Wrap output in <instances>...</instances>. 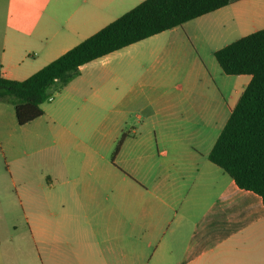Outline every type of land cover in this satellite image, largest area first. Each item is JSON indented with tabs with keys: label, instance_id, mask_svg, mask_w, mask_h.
I'll return each mask as SVG.
<instances>
[{
	"label": "crops",
	"instance_id": "0c3cea01",
	"mask_svg": "<svg viewBox=\"0 0 264 264\" xmlns=\"http://www.w3.org/2000/svg\"><path fill=\"white\" fill-rule=\"evenodd\" d=\"M142 1L0 0V71L34 73ZM261 28L264 0H233L98 58L95 78L82 65L52 107L51 162L10 169L0 264H264L261 196L208 157L251 80L215 52ZM146 40L164 44L123 58Z\"/></svg>",
	"mask_w": 264,
	"mask_h": 264
},
{
	"label": "trees",
	"instance_id": "16d2710c",
	"mask_svg": "<svg viewBox=\"0 0 264 264\" xmlns=\"http://www.w3.org/2000/svg\"><path fill=\"white\" fill-rule=\"evenodd\" d=\"M232 1L144 0L25 79L8 78L0 71V100L13 97L18 124H27L44 114L43 103L79 75L82 65ZM215 57L224 73L248 74L251 80L208 157L264 203V28L218 49Z\"/></svg>",
	"mask_w": 264,
	"mask_h": 264
},
{
	"label": "rangeland",
	"instance_id": "374dc122",
	"mask_svg": "<svg viewBox=\"0 0 264 264\" xmlns=\"http://www.w3.org/2000/svg\"><path fill=\"white\" fill-rule=\"evenodd\" d=\"M124 12H126L124 9H118L109 14L107 24L116 19V16H120ZM146 41L147 42L143 44H138L134 47L122 50L124 52L123 58L125 56L129 57L132 53L149 51L156 45H159L160 49L164 44V41ZM7 60L9 59L7 58ZM36 60L37 63H39L43 59ZM118 60H120L118 56L114 55L107 63L115 65ZM24 61V63H27L30 59L27 58ZM167 62H169V59H167ZM162 64L164 65V61ZM101 67H103V61L97 59L84 69L83 74L86 77L92 76L95 78ZM30 72L31 71L20 70L8 74H10L13 79L21 80L27 78L33 73ZM59 92L60 91H53L52 99L43 103V106L48 109L46 113L24 125H19L17 122L15 108L11 102L13 97L9 96L7 99L0 100V210L8 209L3 200L5 190L10 189L11 192H15V188L10 181V169H15L17 165H23L26 169L24 172L32 174L35 167L42 168L51 162L47 148L52 144V136L57 128V123L52 117V107L58 99ZM106 124L110 129L109 126L111 123ZM108 128L106 130H109ZM121 138L122 137L120 136L118 141ZM117 143H115L113 151L108 154L109 158L114 156ZM6 192L10 191L8 190ZM15 209L20 212L21 206L16 205ZM23 258L25 259H23L24 261H22V263L28 264L30 262V258Z\"/></svg>",
	"mask_w": 264,
	"mask_h": 264
},
{
	"label": "built area",
	"instance_id": "2783aa9c",
	"mask_svg": "<svg viewBox=\"0 0 264 264\" xmlns=\"http://www.w3.org/2000/svg\"><path fill=\"white\" fill-rule=\"evenodd\" d=\"M51 99H52V97L49 98V100H51Z\"/></svg>",
	"mask_w": 264,
	"mask_h": 264
}]
</instances>
